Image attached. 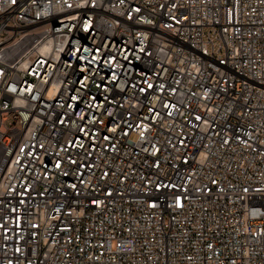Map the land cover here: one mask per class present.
Wrapping results in <instances>:
<instances>
[{"label": "built area", "instance_id": "obj_1", "mask_svg": "<svg viewBox=\"0 0 264 264\" xmlns=\"http://www.w3.org/2000/svg\"><path fill=\"white\" fill-rule=\"evenodd\" d=\"M0 264H264V0H0Z\"/></svg>", "mask_w": 264, "mask_h": 264}]
</instances>
